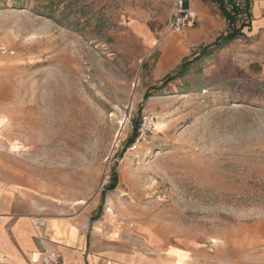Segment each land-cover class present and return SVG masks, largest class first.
I'll return each mask as SVG.
<instances>
[{
  "label": "rangeland",
  "instance_id": "1",
  "mask_svg": "<svg viewBox=\"0 0 264 264\" xmlns=\"http://www.w3.org/2000/svg\"><path fill=\"white\" fill-rule=\"evenodd\" d=\"M172 10L0 0V191L194 264H264V31L178 76L215 40L169 33Z\"/></svg>",
  "mask_w": 264,
  "mask_h": 264
},
{
  "label": "crops",
  "instance_id": "2",
  "mask_svg": "<svg viewBox=\"0 0 264 264\" xmlns=\"http://www.w3.org/2000/svg\"><path fill=\"white\" fill-rule=\"evenodd\" d=\"M158 1L164 4L172 0ZM186 1L198 14L197 26L183 32L187 44L201 46L227 33L224 29L228 22L217 3ZM237 1L242 6L245 3L244 0ZM248 2L250 18L247 22L251 25L247 28L253 33L264 31V0ZM131 14L132 24H144L149 30L147 21L151 19L152 11L138 9L132 10ZM242 18L246 19V16ZM154 38L151 37V44L155 42ZM173 44L171 38L167 46ZM170 248L173 247L154 250L151 246L139 245L135 238L126 235L121 239L113 238L111 231H106L100 222L92 223L88 216L73 218L43 214L39 204L13 186H3L0 191V264H42L38 257L45 250L58 252L63 264H178L177 257L169 254Z\"/></svg>",
  "mask_w": 264,
  "mask_h": 264
},
{
  "label": "trees",
  "instance_id": "3",
  "mask_svg": "<svg viewBox=\"0 0 264 264\" xmlns=\"http://www.w3.org/2000/svg\"><path fill=\"white\" fill-rule=\"evenodd\" d=\"M219 5L224 17L226 18L229 26V31L226 34L219 36L212 46H206L203 51L196 56L192 61L185 62L178 71V76H181L187 65L193 63L194 61H199L204 56H209L213 53V48L221 47L223 44L234 41L235 39L245 36L244 29L250 27L251 24L247 22L250 18L249 12V2L244 0V5L237 3V0H210ZM246 16V19L242 17ZM237 24H241L238 26ZM173 79L171 77L167 78V81ZM166 81V82H167ZM115 184L110 186V189H114Z\"/></svg>",
  "mask_w": 264,
  "mask_h": 264
},
{
  "label": "built area",
  "instance_id": "4",
  "mask_svg": "<svg viewBox=\"0 0 264 264\" xmlns=\"http://www.w3.org/2000/svg\"><path fill=\"white\" fill-rule=\"evenodd\" d=\"M197 21V12L189 6L186 0H173V10L168 22L169 33L182 34L187 28L194 27ZM145 126L146 123L143 124V127ZM38 262L42 264H63L60 254L52 250H45L40 253Z\"/></svg>",
  "mask_w": 264,
  "mask_h": 264
},
{
  "label": "bare ground",
  "instance_id": "5",
  "mask_svg": "<svg viewBox=\"0 0 264 264\" xmlns=\"http://www.w3.org/2000/svg\"><path fill=\"white\" fill-rule=\"evenodd\" d=\"M169 254L177 257L178 264H187L192 260L188 252L176 248H170Z\"/></svg>",
  "mask_w": 264,
  "mask_h": 264
}]
</instances>
